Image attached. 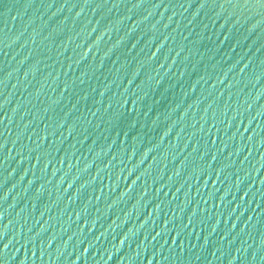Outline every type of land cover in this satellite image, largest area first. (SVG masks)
Instances as JSON below:
<instances>
[{
  "label": "water",
  "instance_id": "95a60500",
  "mask_svg": "<svg viewBox=\"0 0 264 264\" xmlns=\"http://www.w3.org/2000/svg\"><path fill=\"white\" fill-rule=\"evenodd\" d=\"M0 264H264V0H0Z\"/></svg>",
  "mask_w": 264,
  "mask_h": 264
}]
</instances>
